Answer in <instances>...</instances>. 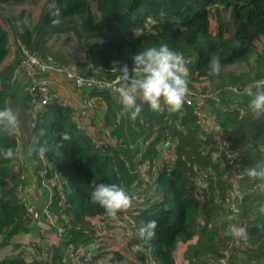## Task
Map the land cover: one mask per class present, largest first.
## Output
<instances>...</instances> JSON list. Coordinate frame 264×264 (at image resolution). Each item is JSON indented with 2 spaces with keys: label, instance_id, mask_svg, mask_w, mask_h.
<instances>
[{
  "label": "trees",
  "instance_id": "obj_1",
  "mask_svg": "<svg viewBox=\"0 0 264 264\" xmlns=\"http://www.w3.org/2000/svg\"><path fill=\"white\" fill-rule=\"evenodd\" d=\"M28 1L0 0V9ZM56 10L58 16L49 15ZM211 17L216 19L215 31L210 30ZM22 18V12L3 16L9 28L0 25V109L7 106L13 110L14 103L30 106L32 94L27 89L39 79H48L51 93L70 98L71 105L62 107L54 102L32 115V125L26 124L28 130H24L31 162L23 158V146L14 135L0 133V152L9 147L14 150L12 159L0 158V249L12 250L0 257V264H46L26 261L29 252L14 240L31 234L33 228L37 235H45L34 221L31 207L41 218L42 207L47 205L57 223L66 228L65 220L71 219L67 242L118 237L111 226L104 225L108 217L104 210L89 202V193L98 183L117 184L130 198L134 193L148 195V203L134 209L136 215L129 210L134 208L132 203L116 215L131 212L138 228L156 222L155 234L147 241L159 264H176L174 252L179 243L187 244L184 259L188 264H264V178L245 174L248 168L264 166V113L254 114L244 93L249 84L264 79V0H53L43 5L30 28L22 25ZM10 34L16 52L3 66ZM65 35L73 37L66 42L75 39L82 48V62L49 47L52 38ZM161 43L183 55L188 89L209 95L204 101L194 98L192 105L182 104L174 113L166 107L153 112L141 104L137 92L141 111L132 118L114 90L84 96V88L66 81L64 73L20 71L12 80V72L23 58L22 48L50 56L56 69L70 67L86 78L111 79L121 77V67L131 69L138 51ZM213 56L220 59L221 70L237 64H242L243 70L209 75L207 63ZM73 95L81 97L79 103ZM91 97L95 118L90 123L103 143L99 147L82 133L84 120L78 124L72 118L75 109ZM198 107L208 109L217 130L225 133L226 154L222 158L215 154L213 134L202 131L195 120L193 110ZM62 132H67L70 140L61 141ZM171 141L173 157L165 160L161 150ZM234 154L233 167L221 166L223 159ZM38 159L46 164H39ZM208 168L211 172L206 176ZM227 171L228 177L224 175ZM42 181L49 184L51 193L45 194L38 207L28 199ZM232 202L234 211L229 209ZM231 224L245 228L246 235L227 234ZM119 249L110 252L115 260H125L126 249ZM52 259L53 264H62L60 254ZM142 259L140 256V264H145Z\"/></svg>",
  "mask_w": 264,
  "mask_h": 264
},
{
  "label": "built area",
  "instance_id": "obj_2",
  "mask_svg": "<svg viewBox=\"0 0 264 264\" xmlns=\"http://www.w3.org/2000/svg\"><path fill=\"white\" fill-rule=\"evenodd\" d=\"M22 54V60L20 61L18 67L12 72V80H15L19 76L20 71L26 72L27 74H32L31 72H33V70L38 69L43 72L48 71L64 73L66 81L75 84L79 88H84V96L94 93L103 94V92L110 90H114L115 94H119L122 89H128L130 86V81H126L121 77L102 79L101 77L97 76L94 79H90L78 75L75 71H72L70 67L65 68V71L56 69L55 64L50 56L43 57L37 53L31 54L24 48H22ZM107 71L109 70H105V72ZM48 83V79L35 80L33 82V86L27 89L28 93L32 94V98L30 99L32 115L42 113L46 106L54 102L58 103L62 107H70V100L68 98H59L51 93ZM254 85L264 89V79L256 81ZM232 90L237 93L239 92L238 88H232ZM197 94L198 92L188 89V93L184 98L183 104L190 106L193 104L194 98L204 101L209 96L201 93L199 95ZM84 102L85 103L83 106L75 109L76 111L72 118L78 124L80 123V120H84V123L81 124L82 133L87 137L92 138L95 145L99 147L103 143L98 141L100 137L95 135V128L90 123V120L95 118V111L93 108L94 97L85 99ZM240 114H242V111H240ZM193 115L202 131L213 134L216 147L215 154L217 158H222L224 154H226V149L224 147L225 133L220 129L217 130L214 117L208 109L204 107L195 108L193 110ZM30 125H32V123ZM27 136L28 133L20 128L18 134L14 135L16 141L20 145L22 141H25L24 139ZM172 143V141L165 143L161 150V156L165 160H169L173 157V152L171 150L173 148ZM104 146L106 145L104 144ZM235 155L236 154L231 156L228 155L226 160L223 159V161H221V166L233 167L236 161ZM210 172L211 170L208 168L205 172V175L207 176V174H210ZM224 175L226 177L230 176L228 171ZM196 181H198L202 187L205 186V184L201 183L200 179L196 178ZM152 190H154L153 193H156L154 188H152ZM153 193H150V195H155ZM148 199V195H142L139 193H134L131 196V203L134 204V208L129 210L133 211V216L137 214V212H134V209L139 205L147 204ZM229 209L231 211L236 209L234 202L230 204ZM42 213L43 219H41V221L39 219V222L47 225L50 233L44 232V229L39 226V229L42 230L45 235L34 236L30 234L32 235L30 236L29 234H26L14 237L15 242L21 245L24 251L26 250L29 252V258H26V261L53 264L54 259H52V257L55 254H53L51 251V245L56 244L58 240L62 239L63 242L58 252V254L61 256L62 264H140V256L143 257L142 261L145 264H159V262L153 256V247L151 243L147 240L140 239L136 235L134 230L138 229V222L131 216V212L105 218L104 225L106 224L111 226L113 228V233L117 234L118 237H100L93 242L91 241L84 243L67 242L65 234L66 230L71 228V219L65 220L67 225L66 228L64 225L57 223L55 215L47 208V205L46 207L42 208ZM104 225L102 224L103 227ZM104 229L106 228L104 227ZM111 238H115V241L111 242L112 244L109 249H105L106 244L111 241ZM132 238H136L135 240L138 239V241L129 245V240ZM120 240L124 242L123 245L120 244ZM119 246L126 249H124L125 252H123V254H125L127 257L125 260H115L114 255L110 252L112 249L118 252ZM121 252L119 251V253ZM221 262L226 264L224 261Z\"/></svg>",
  "mask_w": 264,
  "mask_h": 264
},
{
  "label": "clouds",
  "instance_id": "obj_3",
  "mask_svg": "<svg viewBox=\"0 0 264 264\" xmlns=\"http://www.w3.org/2000/svg\"><path fill=\"white\" fill-rule=\"evenodd\" d=\"M58 16V10L49 13ZM56 23L54 19L52 21ZM208 74L215 76L221 70L220 59L213 56L207 63ZM188 68L182 54L173 51L166 43L158 46H148L138 51L132 57V67H121V78L130 81L128 89L119 93V103L125 112L135 118L141 111V104H146L153 112H160L166 107L169 113L178 112L188 93ZM139 93L141 104H137L135 93ZM249 97L250 110L260 115L264 113V89L249 84L244 89ZM19 132L16 113L10 107L0 109V133L13 136ZM61 141L70 140L67 132L60 134ZM45 151L40 149L41 154ZM14 150L9 147L0 152V158L12 159ZM245 174L249 178H264V166L248 168ZM89 202L100 206L108 217H114L117 212L130 207L129 193L117 184H96L89 193ZM264 211V205L261 206ZM232 219V217H229ZM156 222L149 221L137 229L138 237L142 240L150 239L155 234ZM227 234L233 237H244L246 230L235 224L229 225Z\"/></svg>",
  "mask_w": 264,
  "mask_h": 264
},
{
  "label": "rangeland",
  "instance_id": "obj_4",
  "mask_svg": "<svg viewBox=\"0 0 264 264\" xmlns=\"http://www.w3.org/2000/svg\"><path fill=\"white\" fill-rule=\"evenodd\" d=\"M46 2H53V0H30L27 3L22 4V5H15L13 7L3 6L0 9V25H2L5 28H9L8 27V23L3 19V16L4 17L5 16H12L14 14L22 12L23 18H22L21 23H22L23 26H26V27L30 28L37 21L39 15L41 13V9H42L43 5ZM216 27H217L216 19L214 17H211V19H210V30L211 31H213V30L215 31ZM68 37H72V35L62 36L58 40H56V38H52L49 41L48 45H49V47L52 50H59V51H62L63 53H65V54L68 53L67 54V55H69L68 58H71V60L82 62V60H83V50H82V48L81 47H79V48L77 47L79 44L76 42L75 39H74V41H70V42L67 41L66 42L65 40ZM15 52H16V44L14 42V38L10 34L9 35V54H8L7 59L3 63V66L9 64L13 60V58L15 56ZM242 70H243V65L242 64H237V65H232V66L223 68L222 70H220L219 73L220 74H226V73H229V72L238 73V72H241ZM54 83L58 85L57 81L54 82ZM17 104L18 103H14L13 111L17 115V121L20 123L21 129L25 130V129H27V125H26L27 123H26V121H24V119H25V118H23L24 116H22V115L20 116L19 115L20 114L19 112L22 111V110H20V108H22V107H20ZM21 145L25 148V149H23V148L21 149V152L23 151V155H24L23 158H25L27 160H30V153L28 151H24V150L28 149L25 146V141H22ZM30 162H31V160H30ZM37 162L39 164H46L45 161L42 160V159H38ZM36 185H37V182L34 184V186H36ZM36 187H38V188H36L30 194V198L28 200L30 202L31 201L33 202L32 205L35 204V205H37L39 207L40 205H38V204H41L40 202H42V200H44L45 194L46 193L50 194L51 191H49V184H47L44 181H42V183H40V186H36ZM69 191H71V190L69 189ZM31 208H34V207H31ZM35 211H36V209H35ZM40 211H39V213H40ZM36 213L38 214V211H36ZM38 218L39 219H43V217H41V218L38 217ZM31 234L34 235V236H38L36 234V231L34 230V228H33V231L31 232ZM32 235H30V236H32ZM135 239L136 238H132L131 240H129V242H134ZM128 244H130V243H128ZM177 247H178V245L176 246V248ZM178 249H180V247ZM182 249H183V247H182ZM10 251H12L11 247H9L8 249H2L0 251V256L1 257H5V255H7Z\"/></svg>",
  "mask_w": 264,
  "mask_h": 264
},
{
  "label": "crops",
  "instance_id": "obj_5",
  "mask_svg": "<svg viewBox=\"0 0 264 264\" xmlns=\"http://www.w3.org/2000/svg\"><path fill=\"white\" fill-rule=\"evenodd\" d=\"M53 91L54 92H56V89H53ZM60 94V93H59ZM74 96V98L78 101V103H79V100L78 99H80V97H79V95H73ZM71 97V96H70ZM68 98V97H67ZM70 99V98H69ZM71 100V99H70ZM76 101V102H77ZM17 105H19L20 107H22V108H20V110H22V111H20L19 113V115L21 116H24L23 118H25L24 119V121H26V123H27V125L28 126H30V124L32 123V111L30 110V106H29V104H21V103H18ZM18 124H20L19 122H18ZM20 126V125H19ZM26 146V145H25ZM23 149H25L24 147H23ZM27 151V150H26ZM29 152V151H28ZM30 153V152H29ZM111 241L108 243V244H106V247H105V249H109L110 247H111ZM186 246H187V244L186 243H179L178 244V247L176 248V250H175V252H174V259H175V263L176 264H188V262L184 259V252H185V250H186ZM180 247V249H178ZM182 247H183V249H182ZM9 247H7V248H3V249H8ZM2 249H0V251H1ZM9 253H11V252H9ZM9 253L7 254V255H5V256H8L9 255ZM1 257V256H0Z\"/></svg>",
  "mask_w": 264,
  "mask_h": 264
},
{
  "label": "water",
  "instance_id": "obj_6",
  "mask_svg": "<svg viewBox=\"0 0 264 264\" xmlns=\"http://www.w3.org/2000/svg\"><path fill=\"white\" fill-rule=\"evenodd\" d=\"M30 211L33 214L34 221L37 222L41 228L44 229V232L50 233V230L48 229L47 225L39 222L38 214L36 213L35 209L31 208ZM62 242H63V240L60 239V240H58V242L56 244L51 245V251L53 254H57L59 252V249L61 247ZM219 264H224V263L219 262Z\"/></svg>",
  "mask_w": 264,
  "mask_h": 264
}]
</instances>
